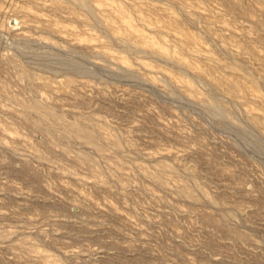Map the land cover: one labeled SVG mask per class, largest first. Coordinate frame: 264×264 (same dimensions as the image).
I'll return each instance as SVG.
<instances>
[{
	"label": "rangeland",
	"instance_id": "rangeland-1",
	"mask_svg": "<svg viewBox=\"0 0 264 264\" xmlns=\"http://www.w3.org/2000/svg\"><path fill=\"white\" fill-rule=\"evenodd\" d=\"M83 1L0 0V264H264V0Z\"/></svg>",
	"mask_w": 264,
	"mask_h": 264
},
{
	"label": "bare ground",
	"instance_id": "bare-ground-1",
	"mask_svg": "<svg viewBox=\"0 0 264 264\" xmlns=\"http://www.w3.org/2000/svg\"><path fill=\"white\" fill-rule=\"evenodd\" d=\"M81 3H84L85 4V2L83 1V0H79ZM189 21V20H188ZM191 22V21H190ZM126 42H128V39H126ZM150 51V50H149ZM152 52V51H151ZM164 58V57H163ZM58 61V60H57ZM77 63V62H76ZM74 66V65H73ZM98 67V66H97ZM127 68V67H126ZM123 71H121V73H122ZM127 72V71H126ZM129 73V72H128ZM90 75V74H89ZM195 76V75H194ZM135 77H136V75H135ZM199 79L201 80V78L199 77ZM142 82V81H141ZM204 82V81H203ZM213 86H216V85H213ZM212 86H210L209 87V89L211 88ZM214 90V89H213ZM200 101L202 102V103H206V101L205 100H203V99H200ZM14 103V102H13ZM208 104V103H207ZM45 105H46V103H45ZM216 108V107H215ZM214 107H212V109H215ZM218 108V107H217ZM208 109V108H207ZM210 109V108H209ZM32 111V110H31ZM30 112V111H29ZM39 112V111H38ZM41 113V112H40ZM218 115V114H217ZM216 115V116H217ZM45 116V115H44ZM50 117V116H49ZM48 118V117H47ZM52 118V117H51ZM50 119V118H49ZM54 118H52V120H53ZM51 120V121H52ZM216 120V119H215ZM60 121V120H59ZM218 121V120H217ZM53 122H55V121H53ZM61 122V121H60ZM226 123V122H225ZM67 126V125H66ZM234 129V128H233ZM252 130V129H251ZM91 136V135H90ZM260 136V135H259ZM262 137V136H261ZM260 137V138H261ZM61 138V137H60ZM86 139H88V138H86ZM262 141V140H261ZM16 173V172H15ZM28 178V177H27ZM33 180V179H32ZM209 220V219H208ZM212 220V219H211ZM222 221V220H221ZM237 235V234H236ZM243 236V235H242ZM236 237H238V236H236Z\"/></svg>",
	"mask_w": 264,
	"mask_h": 264
}]
</instances>
